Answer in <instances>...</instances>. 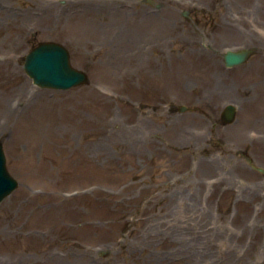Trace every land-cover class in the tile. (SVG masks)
I'll list each match as a JSON object with an SVG mask.
<instances>
[{"label": "rangeland", "instance_id": "1", "mask_svg": "<svg viewBox=\"0 0 264 264\" xmlns=\"http://www.w3.org/2000/svg\"><path fill=\"white\" fill-rule=\"evenodd\" d=\"M0 141V264H264V0H0Z\"/></svg>", "mask_w": 264, "mask_h": 264}, {"label": "water", "instance_id": "2", "mask_svg": "<svg viewBox=\"0 0 264 264\" xmlns=\"http://www.w3.org/2000/svg\"><path fill=\"white\" fill-rule=\"evenodd\" d=\"M251 48L228 49L223 54L226 66L244 62L251 54ZM24 71L32 81L49 88L65 89L73 85L88 82L87 73L70 64L67 48L58 42L43 41L33 46L25 55ZM184 110V106L179 107ZM235 107L226 104L222 111L223 122L234 119ZM17 185V181L9 174L5 166V157L0 142V201Z\"/></svg>", "mask_w": 264, "mask_h": 264}, {"label": "bare ground", "instance_id": "3", "mask_svg": "<svg viewBox=\"0 0 264 264\" xmlns=\"http://www.w3.org/2000/svg\"><path fill=\"white\" fill-rule=\"evenodd\" d=\"M10 108H11V107H10ZM6 111H10V110H9V106L6 107Z\"/></svg>", "mask_w": 264, "mask_h": 264}]
</instances>
